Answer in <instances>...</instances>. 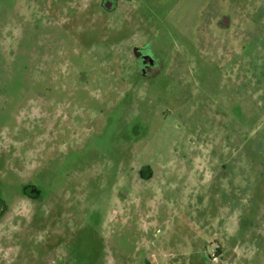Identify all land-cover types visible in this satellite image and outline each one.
Returning <instances> with one entry per match:
<instances>
[{
	"label": "rangeland",
	"instance_id": "obj_1",
	"mask_svg": "<svg viewBox=\"0 0 264 264\" xmlns=\"http://www.w3.org/2000/svg\"><path fill=\"white\" fill-rule=\"evenodd\" d=\"M0 209V264H264V0H0Z\"/></svg>",
	"mask_w": 264,
	"mask_h": 264
},
{
	"label": "flooded vegetation",
	"instance_id": "obj_2",
	"mask_svg": "<svg viewBox=\"0 0 264 264\" xmlns=\"http://www.w3.org/2000/svg\"><path fill=\"white\" fill-rule=\"evenodd\" d=\"M138 53H139L138 65L140 67V70L142 72V75H146V76H149L150 77L154 73L156 75V74H158L162 70V68H159V70L158 69L157 70L155 69V68L158 67V64L156 65L155 60L150 63L151 66L145 64V61L143 60L142 55H141V51H139ZM147 66H149V67L147 68ZM148 72H150L151 75H149ZM0 211H1V209H0Z\"/></svg>",
	"mask_w": 264,
	"mask_h": 264
}]
</instances>
